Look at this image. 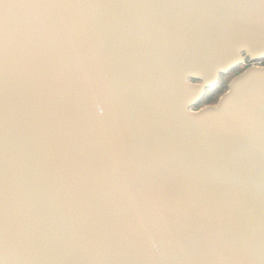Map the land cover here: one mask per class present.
Instances as JSON below:
<instances>
[{
  "label": "water",
  "instance_id": "obj_1",
  "mask_svg": "<svg viewBox=\"0 0 264 264\" xmlns=\"http://www.w3.org/2000/svg\"><path fill=\"white\" fill-rule=\"evenodd\" d=\"M260 0L0 3V264H262Z\"/></svg>",
  "mask_w": 264,
  "mask_h": 264
},
{
  "label": "rangeland",
  "instance_id": "obj_2",
  "mask_svg": "<svg viewBox=\"0 0 264 264\" xmlns=\"http://www.w3.org/2000/svg\"><path fill=\"white\" fill-rule=\"evenodd\" d=\"M246 69L247 68L245 66H242L238 68L235 72L231 73L229 76L222 78L218 88H216L215 91L213 90L214 91L213 94L207 95L201 107L203 108L206 106H212L218 103L220 98L227 92L228 83H230L233 80V78H235L238 74L242 73Z\"/></svg>",
  "mask_w": 264,
  "mask_h": 264
},
{
  "label": "flooded vegetation",
  "instance_id": "obj_3",
  "mask_svg": "<svg viewBox=\"0 0 264 264\" xmlns=\"http://www.w3.org/2000/svg\"><path fill=\"white\" fill-rule=\"evenodd\" d=\"M252 65H255V66H264V61H262L261 63H255V64H252V63H250V61L248 60V61H246L245 63H244V65L243 66H245L246 68H249L250 66H252ZM215 91V90H214ZM214 91H211V92H209L210 94H213V92ZM208 93V94H209Z\"/></svg>",
  "mask_w": 264,
  "mask_h": 264
},
{
  "label": "snow or ice",
  "instance_id": "obj_4",
  "mask_svg": "<svg viewBox=\"0 0 264 264\" xmlns=\"http://www.w3.org/2000/svg\"><path fill=\"white\" fill-rule=\"evenodd\" d=\"M4 0H0V3H3ZM260 4L262 7H264V0H260ZM262 264H264V262H262Z\"/></svg>",
  "mask_w": 264,
  "mask_h": 264
},
{
  "label": "trees",
  "instance_id": "obj_5",
  "mask_svg": "<svg viewBox=\"0 0 264 264\" xmlns=\"http://www.w3.org/2000/svg\"><path fill=\"white\" fill-rule=\"evenodd\" d=\"M209 94H210V93H209ZM209 94H208V95H209Z\"/></svg>",
  "mask_w": 264,
  "mask_h": 264
}]
</instances>
